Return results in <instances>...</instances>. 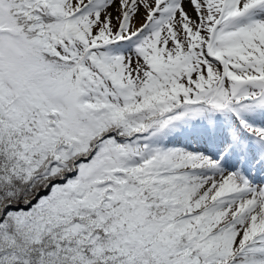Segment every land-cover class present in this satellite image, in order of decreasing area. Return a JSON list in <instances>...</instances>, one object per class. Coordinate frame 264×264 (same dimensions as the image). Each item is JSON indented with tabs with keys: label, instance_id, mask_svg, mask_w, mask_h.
<instances>
[{
	"label": "snow or ice",
	"instance_id": "6c2138e0",
	"mask_svg": "<svg viewBox=\"0 0 264 264\" xmlns=\"http://www.w3.org/2000/svg\"><path fill=\"white\" fill-rule=\"evenodd\" d=\"M0 264H264V0H0Z\"/></svg>",
	"mask_w": 264,
	"mask_h": 264
}]
</instances>
